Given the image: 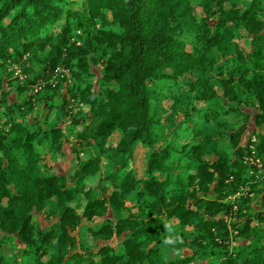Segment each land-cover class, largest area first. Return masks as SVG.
Returning a JSON list of instances; mask_svg holds the SVG:
<instances>
[{
  "label": "trees",
  "instance_id": "16d2710c",
  "mask_svg": "<svg viewBox=\"0 0 264 264\" xmlns=\"http://www.w3.org/2000/svg\"><path fill=\"white\" fill-rule=\"evenodd\" d=\"M0 71V264H264V0H0Z\"/></svg>",
  "mask_w": 264,
  "mask_h": 264
},
{
  "label": "rangeland",
  "instance_id": "374dc122",
  "mask_svg": "<svg viewBox=\"0 0 264 264\" xmlns=\"http://www.w3.org/2000/svg\"><path fill=\"white\" fill-rule=\"evenodd\" d=\"M15 69V68H14ZM1 73V71H0ZM8 91H9V99L10 101H20L22 100L26 95L30 94V92L28 94H19L15 88H13V90H10V88H8ZM31 97V100L36 103L35 105V114L37 113H40L41 110H42V107H41V103L39 102V100L41 99L42 97V94L38 95V96H30ZM35 114H34V117H35ZM33 115H29L28 117L29 118H33L32 117ZM251 126L254 125L253 122H250ZM248 134L246 135V139H248ZM119 135H117L115 137L116 141L119 140ZM39 149L41 150H45V149H42L43 146H38ZM77 163V155L74 154H69V157L62 163L59 165L60 167V171L61 172H65L69 167L71 166H74L76 165ZM133 165H134V170H135V175L137 178H140L143 176L144 174V171L146 169V155H145V151H144V148L143 146H138L135 154H134V160H133ZM43 220V219H42ZM100 223V220H96L95 224L98 225ZM43 224L45 225V221L43 220ZM175 224V223H174ZM9 253V251H7ZM47 258L44 259V261H46Z\"/></svg>",
  "mask_w": 264,
  "mask_h": 264
},
{
  "label": "built area",
  "instance_id": "2783aa9c",
  "mask_svg": "<svg viewBox=\"0 0 264 264\" xmlns=\"http://www.w3.org/2000/svg\"><path fill=\"white\" fill-rule=\"evenodd\" d=\"M15 74H16V76H18L20 78L21 81L25 80V76L22 74L20 68L15 67ZM44 87H45L44 83H38L37 85L34 86L33 93L35 95L39 94L44 89Z\"/></svg>",
  "mask_w": 264,
  "mask_h": 264
}]
</instances>
